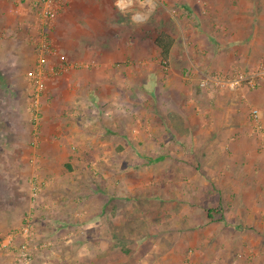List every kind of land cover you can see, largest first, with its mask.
Here are the masks:
<instances>
[{"label":"crops","instance_id":"obj_1","mask_svg":"<svg viewBox=\"0 0 264 264\" xmlns=\"http://www.w3.org/2000/svg\"><path fill=\"white\" fill-rule=\"evenodd\" d=\"M34 1L0 0V87L4 86L5 93L0 99L3 104L6 100L5 114L26 115V107L19 102L17 106L7 105V100L25 102L29 76L39 67L46 75L40 98L41 103L44 101L43 125L35 155L42 166L40 180L47 182L37 203L25 208L27 212L32 210V242L51 240V258L56 264H103L104 248L113 243L119 228L120 187L114 188L113 172L107 170L99 176L103 182L111 179V186L94 187L86 193L82 186L88 178L86 164L110 162L102 156L104 148L142 146L147 149L145 169L156 166L158 171V185L145 186L140 194L156 202L154 212L160 217L161 229L152 236L160 233L162 242H186L194 249L188 255L175 254L171 249L162 255L161 263L264 264V76L253 89L242 85L230 90L215 85L216 79L250 75L264 64V0H206V7L195 11V15L205 17V31L195 33L189 43L193 59L189 63L185 60L188 64L172 65L181 84H189L186 92L176 96L187 98L188 106L172 101L155 107L145 113L143 125H137V119L132 129L118 118L125 114L117 111L120 104L115 102L124 79L114 76L112 90L107 92L94 89L96 82L111 81L100 73L101 67L111 64L98 55L105 45L98 43L105 38L93 43L87 37L105 34L101 28L85 27L88 22L84 21V11L94 0H63L54 18L63 19V27L56 20L47 27L39 26ZM131 2L118 0L116 5L124 10ZM210 5L218 19L209 15ZM70 17L74 22L68 24ZM167 28L162 32L168 33ZM56 31L64 33L61 46L53 43ZM43 39L52 42L48 43L50 50L56 48L57 52L42 55L38 43ZM173 46L172 40L169 68ZM67 66L59 75L49 73L52 67ZM126 77L130 83L131 76ZM244 89L256 91L258 105H249L248 111L238 106V101L247 100ZM125 92L131 95V86ZM252 108L260 113V132L251 120ZM14 126L16 139H0V170L5 173L8 170L3 171L4 167L23 171L24 158L29 162L31 157L23 156L30 149L25 136L28 125ZM4 149L6 154L2 153ZM147 173L152 175L151 170ZM138 187L131 186V196ZM103 194L108 197L97 207V195ZM127 203L131 207V202ZM106 204L110 205L108 211ZM80 207L84 210L77 212ZM92 209L96 212L88 214ZM67 235L75 237L73 245L67 243ZM241 248L244 255L240 256Z\"/></svg>","mask_w":264,"mask_h":264},{"label":"rangeland","instance_id":"obj_2","mask_svg":"<svg viewBox=\"0 0 264 264\" xmlns=\"http://www.w3.org/2000/svg\"><path fill=\"white\" fill-rule=\"evenodd\" d=\"M104 1L94 0L93 3H91V1L88 2L89 7L84 11L86 12L87 19L84 21L88 22L85 27L101 28L102 32L105 34L106 32H115L109 35L104 34L105 36L96 34L87 37L91 39L93 43L100 38H105L104 41H99L98 43L105 44L103 45V49L98 51V55L102 56L99 57L100 60H103V62L109 61L111 64L110 66L101 67L100 73L110 78L109 80H114V76H119L121 79H124V82H120L117 88V90L120 91V98L115 100V102L120 104L117 111L121 114L124 112L125 115L118 116V118L124 120L127 128L132 129V127L136 125L137 119L139 121L137 125H143L144 116L153 112V108L155 107L166 106L172 101L180 102L181 106H188L187 98H178L176 96L181 94V92H186L185 87L188 88L189 84L185 87L181 84L182 79L179 80L180 78L178 79L175 77L177 68L173 69L172 65H182L185 60L189 63L190 60L193 59V49L189 46V43L192 42L195 33L198 34L205 31L202 26L205 17L199 14L195 15V11L198 12L199 8H205L206 0H132L130 6L124 10H121L119 6L116 5V1L118 0ZM209 7L208 10L211 18L218 19V17L214 16L210 11L213 10L211 9L212 5ZM175 11H178V14H175ZM73 15L74 14L71 16ZM59 18L60 17H57L55 20L59 22V26L63 27L64 20ZM55 20H52L51 23L54 24ZM35 22L41 26L37 18H35ZM73 22L74 17L68 18V24ZM165 28L168 29V33L162 32ZM163 33L170 36L177 49V51H175L173 46L174 58L171 60V68H169L170 65L168 62H166L164 66L161 65V61L158 59L157 49L154 46L155 38ZM62 34L64 35L62 31H56V34L53 36V43L55 42L56 46L64 44V36ZM43 40L49 43L47 39ZM50 43L52 44V42ZM38 44L41 45L40 42ZM181 45L182 48L178 51ZM52 50L57 52L56 48ZM94 53L96 54V52ZM43 54L44 52H42V55ZM97 73H99V71H97L96 74ZM59 74L60 73H58V75ZM92 74L95 75V73ZM128 75L131 76L129 79L130 83L127 81L126 76ZM113 80L105 84H100L95 81V91L103 90L107 92V90H112L110 88L114 85ZM165 80L170 82V86L166 85ZM22 85L24 87V83ZM27 86L29 92L25 102L23 99H19L18 101L14 99L7 100V105L15 103L17 106L20 103L22 107H26V115L22 113L19 115L14 114L16 112L6 115V100L3 104V101L0 99V110L3 111L2 113L0 112V139L7 141L16 139L17 131H13L16 127L14 123L20 124L18 128L28 125L27 135L25 136L29 142L30 149L23 152V156H31L29 162L27 158H24L25 168L23 171L9 170L8 167L3 168L5 169L3 171H6V169L8 170L7 173L1 172L0 170V264H23L17 259L16 249L24 242L27 244L31 256L29 264H56L51 258V250L53 247V242L51 240L50 242L48 238H46L47 240L43 242H36L34 240V243L32 242L31 238L34 230V226L32 227V210L29 212L25 210V208H28L29 204L33 206L37 203L44 190V183L47 182L46 179L40 180L42 166L37 161L35 155L38 153V144L41 138L40 134L43 125L42 103L44 105V101L41 103L39 99V124L35 127L30 114L33 87L30 82H28ZM128 86H131V95L125 92L128 90ZM3 90L4 86H1L0 97H3L1 94H5ZM244 91L247 93V100L244 102L243 100L242 102L238 101V106L248 111L249 105H258L254 100L256 91L249 92L247 89H244ZM166 94H168L170 98L166 99ZM41 95L42 93L40 94V98ZM127 97H129V99ZM15 104H13L14 107ZM108 107L109 104L104 105L105 109ZM127 112L130 114L127 115ZM257 131L260 132L261 130ZM131 132L133 133V131ZM125 133H127L126 130ZM8 152L9 150H7V153ZM2 153L6 154V149H4ZM146 153V147L144 148L142 146L108 147L107 149H103L102 156H104V158H109V160H111L110 162L108 161L109 163L86 164L88 178L82 181V186L86 193H90L94 187L100 189L101 187L111 186V179L107 178L103 182L99 176L101 172L107 170L110 171V173L113 172L112 180L114 188L120 187V204L117 217L119 228L117 230V237L113 243H108L107 247L104 248L103 264H159V262L163 264L160 260L162 255H165V253H168L171 249L174 250L175 254L179 255H188L194 250L193 247L186 244V242H180L179 244H175L174 242L169 243L166 240L162 242L164 236L160 235V233L157 237L152 236L153 233L160 232L161 229L160 220H158L160 217L154 212L156 202L151 200L147 201L145 200L146 198L144 199L140 194L142 189L146 188L145 186L153 188L158 185L159 181L157 179L158 171L156 170V166L145 169L143 160L144 157H146ZM153 154L154 152L152 155ZM149 170H151L152 175L147 173ZM7 175H9L10 178L7 177ZM148 176H153L154 178L151 180ZM31 178L35 179L36 185H38L39 188L36 196H33L31 191ZM137 185L139 187L131 196L129 192L131 186L135 187ZM107 197L106 194L97 195L98 200L95 201L97 207L105 202ZM114 197H116L115 194ZM113 202L116 201H112V203ZM127 202H131V207L127 206ZM97 207L95 206L94 208ZM109 208L110 205L108 206L106 204L105 211L106 209L108 211ZM83 210L84 209L80 207L77 212H82ZM95 212V209L88 210V214H94ZM3 217L5 218L4 220ZM113 217L114 219L116 218V213H114ZM26 223L30 226L29 237L24 239L21 236H16L12 238L11 242H8V239ZM168 225L170 226V222ZM169 229H172V227H169ZM67 236V243L73 245L74 236ZM123 250H128V255L122 253ZM239 251H241L239 252L240 256L244 255V253H242L244 251L243 248H241V250L239 249ZM111 252H114V254H111ZM109 256H111L112 260ZM235 257L238 260L244 258ZM72 261L77 263L75 259ZM175 262L176 261L173 260L172 264H179V260ZM187 262L189 261H183V263Z\"/></svg>","mask_w":264,"mask_h":264},{"label":"built area","instance_id":"obj_3","mask_svg":"<svg viewBox=\"0 0 264 264\" xmlns=\"http://www.w3.org/2000/svg\"><path fill=\"white\" fill-rule=\"evenodd\" d=\"M34 5L37 9V20L38 22L43 25H48L54 20V18L57 16V14L61 11L63 7V0H37L34 1ZM44 41V40H43ZM41 52H50L53 53L54 50H50L49 44L44 42H41V45L39 46ZM69 67H63V68H55L52 67L50 69V74L56 75L63 71L64 69L67 70ZM264 76V64H260L258 68L254 71V73L250 75H243V74H237L233 79H216L215 85L222 86L224 88H228L230 90L236 88L237 86H246L249 89H253L256 85V81L258 79L263 78ZM45 79L46 75L44 72V69L42 67H39L36 71H34L29 76L30 84L32 85V94H31V104H30V114L32 116V122L34 126L36 127L39 124V99L41 92L45 89ZM206 84V83H205ZM204 86V84H203ZM250 117L252 122L255 124L256 129L260 130V113L256 108H252L250 112ZM31 191L33 196H36L39 188L38 185H36L35 179L31 178ZM30 234V226L26 223L22 227L19 228V230L14 233V235L8 239V242H11L12 238L16 236H21L22 238L26 239L29 237ZM17 251V259L19 262L23 264H29L31 261V256L29 253V249L27 247V244L24 242L19 245V247L16 249Z\"/></svg>","mask_w":264,"mask_h":264},{"label":"trees","instance_id":"obj_4","mask_svg":"<svg viewBox=\"0 0 264 264\" xmlns=\"http://www.w3.org/2000/svg\"><path fill=\"white\" fill-rule=\"evenodd\" d=\"M172 45V39L169 35L163 33L155 38L154 46L157 49L158 59L161 61V65H166L168 60L169 51ZM124 254L128 255V250H123Z\"/></svg>","mask_w":264,"mask_h":264},{"label":"bare ground","instance_id":"obj_5","mask_svg":"<svg viewBox=\"0 0 264 264\" xmlns=\"http://www.w3.org/2000/svg\"><path fill=\"white\" fill-rule=\"evenodd\" d=\"M126 1V0H125ZM131 1V0H130Z\"/></svg>","mask_w":264,"mask_h":264}]
</instances>
